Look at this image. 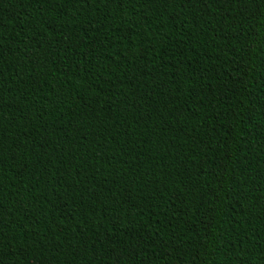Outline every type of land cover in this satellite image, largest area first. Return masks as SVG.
I'll return each instance as SVG.
<instances>
[{"label": "trees", "instance_id": "1", "mask_svg": "<svg viewBox=\"0 0 264 264\" xmlns=\"http://www.w3.org/2000/svg\"><path fill=\"white\" fill-rule=\"evenodd\" d=\"M0 264H264V0H0Z\"/></svg>", "mask_w": 264, "mask_h": 264}]
</instances>
